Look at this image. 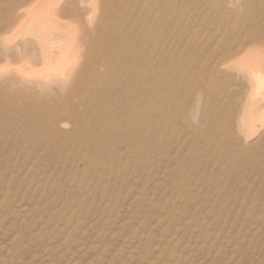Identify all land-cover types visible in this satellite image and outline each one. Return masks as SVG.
Masks as SVG:
<instances>
[{"label":"rangeland","instance_id":"1","mask_svg":"<svg viewBox=\"0 0 264 264\" xmlns=\"http://www.w3.org/2000/svg\"><path fill=\"white\" fill-rule=\"evenodd\" d=\"M92 1V28L111 25ZM30 4L0 0V264H264V0L142 3L159 19L143 29L159 46L144 56L163 110L127 157L119 143H79L67 124L68 144L48 141L38 115L82 101L73 82L33 85L61 65L28 66ZM52 19L55 31L74 24Z\"/></svg>","mask_w":264,"mask_h":264},{"label":"bare ground","instance_id":"2","mask_svg":"<svg viewBox=\"0 0 264 264\" xmlns=\"http://www.w3.org/2000/svg\"><path fill=\"white\" fill-rule=\"evenodd\" d=\"M89 1L58 0L45 13L41 12L43 0H28L30 7L32 6L28 8V15H39L28 25L30 37L25 41L28 43V66L32 68L35 65H61L60 71L53 73L51 78L47 76L48 78L33 85L43 91L51 84L65 88L67 82H73V89L68 95L74 97V94L79 92L82 101V104L72 107L69 111L58 109L59 106L56 105L55 110L59 111L58 119H46L38 115L35 120L46 123L44 133H47L50 138L48 141L52 143L61 142L63 145L70 142L71 136L61 132L63 125L67 124L79 143H92L101 147L109 143H119L124 146L121 156L127 157L135 154L138 145L159 130L156 122L163 110H160L162 105L158 97L161 88L158 83L160 70L154 60H148L144 56L147 51L155 53L159 46L156 37H150L148 32L143 30L146 27L154 29L159 19L155 17L157 14H153L155 10L142 6L147 0H101L98 7L103 8L101 18L113 22L111 25L103 23L99 29H95L92 24L97 6L92 0L91 3ZM154 3L152 2V5ZM36 8L40 9L37 13L34 12ZM52 16L73 19L74 24L64 32L55 31L56 27L51 23L56 20L54 18L53 21ZM9 19L10 17H7V21ZM135 23L136 26L141 25V29L137 31L138 28H135L137 34L132 36L127 30ZM256 42L260 45L264 40L260 38ZM163 89L169 93H165L169 95L166 97L170 98L167 103L171 100L173 102L176 98L174 89L169 85H165ZM46 102L43 110H50L52 103ZM165 115L164 118L167 117Z\"/></svg>","mask_w":264,"mask_h":264}]
</instances>
